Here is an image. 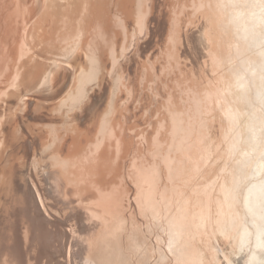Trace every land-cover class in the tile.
<instances>
[{"label":"rangeland","instance_id":"1","mask_svg":"<svg viewBox=\"0 0 264 264\" xmlns=\"http://www.w3.org/2000/svg\"><path fill=\"white\" fill-rule=\"evenodd\" d=\"M173 1L145 0L140 25L136 0H0V264H44L36 207L57 230L69 199L107 211L97 264H264V251L250 259L245 205L264 164V0H216L210 73L179 53L196 0L176 1L170 18ZM51 162L64 196L50 193Z\"/></svg>","mask_w":264,"mask_h":264},{"label":"bare ground","instance_id":"2","mask_svg":"<svg viewBox=\"0 0 264 264\" xmlns=\"http://www.w3.org/2000/svg\"><path fill=\"white\" fill-rule=\"evenodd\" d=\"M104 1L105 0H100V4L102 6H104ZM176 1H178V0H176ZM176 1L172 2V3H174V5L171 8V11H169L168 13L166 12L167 10L164 11V13H167L170 15L169 16L170 18H172L171 15L173 14V10L177 4ZM222 1L225 2V0H221V2ZM125 3H126V0H122V6H124ZM218 6H219V4L216 0H196V2L193 4V7H194V9L196 8L199 11L198 14H200V16H198V14H197L196 17L192 19L193 21L189 27H182L181 26L182 24H186V17L184 16L182 18L184 20L183 23L181 22V25L179 24L177 26V29L179 31V42H180L179 43V47H180L179 53L182 54L183 56L193 57V58L197 59V61H195V62H196V65L198 64L197 66L200 67V69L199 68L198 69L201 72H203L204 70L208 71L207 69L211 68V59H210L211 54L209 52V49H210V47L214 41V38H215V36L213 35V33L216 29L214 27V24L221 21V16L223 14V11H221L218 8ZM157 8L158 7L156 6V9ZM99 12H100V10H99ZM144 14H145V0H136V3L134 4V8L131 11V17H132V20L134 21V23L141 25L143 18L145 16ZM99 16H100V13H99ZM157 20H158L157 14L154 13L152 25L155 22H157ZM166 21L167 20L164 21V25L160 29V32H161L160 34H162V35H165V34L168 35V27H167V25H165ZM57 28H60V27H57ZM202 29L205 31V34H204L205 38L204 39L206 41V44H205L203 50L201 49V42L202 41H201V36H200V32ZM246 34H248V33H246ZM244 37H246V35ZM248 38H250V37L247 36V39ZM249 42H253V41L248 40V43ZM206 49L208 50L207 53H206ZM204 56L206 57V59H203ZM260 64L264 67V60H263V62L260 61ZM196 65L193 64L194 69H196V67H195ZM210 71H211V69H210ZM208 73H210V72L208 71ZM261 79H262V76L259 77V81ZM243 86H244L243 90L239 91V93H238V88L234 89V92L236 95L235 96L236 101H238V100L244 101L245 99H247L245 89H244V88H246L245 84ZM261 96L264 98L263 95H261ZM225 113H227L229 116H232L233 118H237L240 115L239 114L240 112L238 113L237 111H234V110L233 111L227 110V111H225ZM30 142H31V145H33V147L36 148V145H37L36 142L37 141L31 140ZM217 143L218 142H216L214 144V146ZM207 146L209 147V145H207ZM209 148H207V149H209ZM196 151H198V150H196ZM196 151H193V152H195V154H196L197 153ZM207 151L204 153L205 156H207L208 152H210V151H208V152ZM216 151H217V149H216ZM218 153L219 154L221 153V149ZM218 153H217V155H218ZM195 154H192V155H195ZM202 155L200 154L199 156L201 157ZM217 157H219V156H217ZM220 157H221V155H220ZM197 160H199V159H196V161ZM193 163L195 164V161ZM193 163H191V165ZM51 164H52V166L53 165H57V166H54L48 172L49 173L48 174V183H49V188L51 190L50 193L53 195H56L58 192H60L59 194H63L62 196H64L65 192L70 190V185L64 177L65 172H63L62 163H60V162L52 163L51 162ZM187 165L189 166L188 162H187ZM199 170L200 169L198 167V171ZM200 172H202V171L200 170ZM190 173H189V175H190ZM263 174H264V164L259 166L256 169V171H255L256 180L253 181L249 190L246 191L247 193L245 195L246 196L245 197V205L247 207L249 214L253 215V223L255 224V227H256V229H255V231H256L255 244H254L252 254H251V258H250L252 261L257 260L260 257L261 253L264 251V180L261 179V176ZM218 175L220 176L219 173H218ZM205 176H206V173H205ZM218 179H220V178H218ZM190 180H192V179H190ZM79 181H81V180H79ZM222 182H223V180L221 181V183ZM189 183H190V181H189ZM185 190H187V189L185 188ZM32 193H33V191H32ZM90 196H92V197L95 196V193H92ZM110 197H111V195L109 196V198ZM188 200H190V199H188ZM184 201H186V200H184ZM221 204L218 203V205H221ZM69 205L71 206L72 209H71L69 215L67 216V218L63 220L64 221L63 226L59 227L57 230L50 228L51 225H49V224L51 223V218H50V216L46 215L47 214L46 210L43 208V211H40L39 210L40 206L36 207L38 209L37 213L40 214L39 217L35 216L36 223L38 224L36 235H37V239H39V241L41 242L40 248H43V250L40 251V256L43 259L44 264H67L62 259H60L61 257L66 256V255H70V259H69L70 263L69 264H77L81 258L86 259L84 262L88 261L87 264H97V261H96L97 259L94 256V250H95L96 243H97L96 235H97L98 230H100V228L102 227L103 219L106 216H108L107 211L104 209H96V208L91 209L90 207H87V205L84 206L85 208L77 209L73 206V203H71V199H69ZM41 213H43V215H41ZM200 213H201V215H199L200 220L204 224V222H206L204 219L205 218L204 211L201 210ZM204 225H206V224H204ZM212 226H215V225H212ZM20 237H21L20 240H21V245H22L21 250H23L26 253L23 234H20ZM248 237H249L248 232L243 231L239 237V241H240L239 246L242 245L248 239ZM240 248H241V246H240ZM236 249H238V248H236ZM236 263L237 262H235V264Z\"/></svg>","mask_w":264,"mask_h":264},{"label":"flooded vegetation","instance_id":"3","mask_svg":"<svg viewBox=\"0 0 264 264\" xmlns=\"http://www.w3.org/2000/svg\"><path fill=\"white\" fill-rule=\"evenodd\" d=\"M64 8V7H63Z\"/></svg>","mask_w":264,"mask_h":264}]
</instances>
